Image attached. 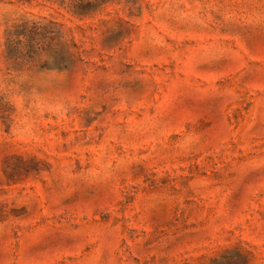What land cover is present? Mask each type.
<instances>
[{"label": "rangeland", "instance_id": "374dc122", "mask_svg": "<svg viewBox=\"0 0 264 264\" xmlns=\"http://www.w3.org/2000/svg\"><path fill=\"white\" fill-rule=\"evenodd\" d=\"M0 264H264V0H0Z\"/></svg>", "mask_w": 264, "mask_h": 264}]
</instances>
